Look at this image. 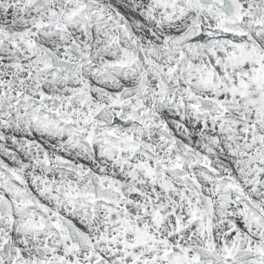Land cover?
<instances>
[{
    "label": "snow or ice",
    "instance_id": "1",
    "mask_svg": "<svg viewBox=\"0 0 264 264\" xmlns=\"http://www.w3.org/2000/svg\"><path fill=\"white\" fill-rule=\"evenodd\" d=\"M0 264H264V0H0Z\"/></svg>",
    "mask_w": 264,
    "mask_h": 264
}]
</instances>
